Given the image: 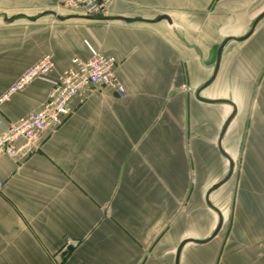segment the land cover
I'll list each match as a JSON object with an SVG mask.
<instances>
[{
  "label": "crops",
  "instance_id": "0c3cea01",
  "mask_svg": "<svg viewBox=\"0 0 264 264\" xmlns=\"http://www.w3.org/2000/svg\"><path fill=\"white\" fill-rule=\"evenodd\" d=\"M57 7L64 10L58 0H0V94L45 54L54 62L0 104L1 117L14 122L37 109L71 58L89 57L86 42L114 57L125 94L94 86L28 155L0 156V264H175L182 240L206 238L188 229L228 170L218 138L232 107L195 92L212 74L219 44L244 35L264 0H113L105 16L124 20L66 18L84 15ZM263 21L226 43L200 92L235 104L221 145L234 169L243 145V167L223 236L226 217L212 195L234 169L210 194L220 231L186 243L178 264H264V32L251 40Z\"/></svg>",
  "mask_w": 264,
  "mask_h": 264
},
{
  "label": "built area",
  "instance_id": "2783aa9c",
  "mask_svg": "<svg viewBox=\"0 0 264 264\" xmlns=\"http://www.w3.org/2000/svg\"><path fill=\"white\" fill-rule=\"evenodd\" d=\"M112 1L58 0V4L72 13L96 17L107 15ZM86 45L90 52L89 57L71 58L69 66L52 85L47 99L37 109L14 122L6 121L0 115V156L7 155L17 159L28 155L45 132L54 130L71 114V100L82 99L86 91L94 86H109L119 96H124L125 90L114 74L116 65L114 57L100 53L87 42ZM53 67L52 56L50 54L42 56L0 94V104L12 94L23 90L36 78L47 75ZM2 185L3 181L0 178V190ZM69 242L70 240L67 241Z\"/></svg>",
  "mask_w": 264,
  "mask_h": 264
},
{
  "label": "water",
  "instance_id": "95a60500",
  "mask_svg": "<svg viewBox=\"0 0 264 264\" xmlns=\"http://www.w3.org/2000/svg\"><path fill=\"white\" fill-rule=\"evenodd\" d=\"M46 13H52L53 15H55L56 18H59V19H64L65 17L66 18H69V17L92 18L91 16H86V15H84V16H80V15H69V16L63 17V16H59L58 14H56L54 12H46ZM262 17H264V10L253 20L250 28L248 29V31L244 35L239 36V37L229 36V37H226V38H224L222 40V42L219 44L218 49H217L216 58H215V64H214V68H213L212 74L204 82V84L202 86H200L196 90V92H195L196 98L198 100L202 101V102L212 103V104H219V103L221 104V103H223V104H229L232 107V112L230 113V115L228 116V118L225 120V122H224V124H223V126L221 128V131H220V134H219V138H218V149H219L220 153L228 160V170H227L226 174L224 175V177L221 178L218 182L212 184L210 186V188H208L207 192L205 193V202H206L207 206L210 209H212L213 211H215L216 214H217V223H216L214 229L204 239L186 238V239L182 240L180 242V244L178 245L177 249H176V253H175V264H178L181 250H182L183 246L186 243H188V242H194V243H199V244L206 243V242L210 241L212 238H214L218 234V232L220 231V229L222 227V223H223V216H222L221 211L216 206H214L212 204V202L210 200V194L215 189H217L222 184H224L231 177V175L233 173V169H234V162H233L232 158L222 148L221 139H222V137H223V135H224V133L226 131V128H227L228 124L230 123L231 119L233 118V116L235 114V111H236L235 104L232 101L228 100V99H210V98L202 97L200 95V92H201L202 89H204L209 84H211L212 81L214 80V78L216 76V73L218 71V68H219L222 51H223V48L226 45V43L228 41H230V40L241 41V40H244V39L248 38L251 35V33L253 32L256 24L259 22V20ZM103 18H106V19H120V20H124L125 19L124 17H121V16H117V17H106V16H104ZM158 19H166L167 21H170V19L166 15H161V16L158 17ZM71 249H72L71 246H69L67 248V250H71Z\"/></svg>",
  "mask_w": 264,
  "mask_h": 264
},
{
  "label": "rangeland",
  "instance_id": "374dc122",
  "mask_svg": "<svg viewBox=\"0 0 264 264\" xmlns=\"http://www.w3.org/2000/svg\"><path fill=\"white\" fill-rule=\"evenodd\" d=\"M43 5H44V8L45 7H49L47 3L46 4L44 3ZM59 11H60L61 14H66V12L69 11V10H66V9L62 10V9H59L57 7L55 12L59 13ZM255 12H256V10L253 12V16H255ZM14 18H15V16H14ZM258 28H260V29L256 33V35L251 39L252 42L254 41V38H256V37L259 38V36L264 32V21H263V23L261 25H259ZM231 46H232V43H231ZM237 50H239V48H236V49H231L230 48V49H228V51L226 52V57L225 58L229 59V57L232 56L233 52H235ZM47 75H45V76H47ZM259 79L257 80V83H259L258 82ZM212 86L210 87L211 90H212ZM229 86H230L229 83L228 84L224 83V88H225L224 91L225 92H228L230 90ZM255 90H257V84L254 85V92H255ZM226 109H227V111L230 110L229 107H227ZM243 153H244L243 145H240V148L237 150L238 156L236 157L237 158L236 168L234 169L232 181H230L229 184H227V185L223 186L222 188L218 189L217 191H215V193H213V195H212L213 203L222 210V212L224 213V218L226 217L225 223H224V226H223V230L219 234V236H217V239L221 238L223 236V234L225 233V230H226V228L228 226L227 216H229V210L231 208L232 197H233L232 196V191H233L234 186L238 183L237 182L238 181V177L240 176V174L242 172V167H243L242 156H243ZM221 167H222V169H221L220 176H223L224 173L227 170V161H225L224 159H222V166ZM211 168H212V166H211ZM210 181H211V179H207L205 181L204 188L208 187V184L210 183ZM202 197L200 198V196H199V201L198 202H199L200 206H202L201 205L202 204ZM194 203H196V200H195ZM197 216H198L197 219H193L192 220L193 224H191L189 226L188 231L191 232V233H198V234H201L203 232L204 236L206 235V237H207V235H209L211 233V231L214 229V226H215L216 220H217V216H216V214L214 212L210 211L209 208L205 204H204L203 213L200 210L199 213L197 214ZM202 223H204V224H202Z\"/></svg>",
  "mask_w": 264,
  "mask_h": 264
}]
</instances>
